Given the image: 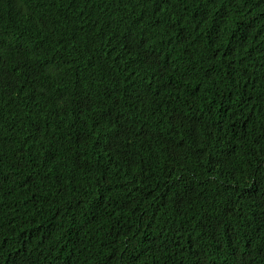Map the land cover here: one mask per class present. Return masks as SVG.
Listing matches in <instances>:
<instances>
[{
    "label": "trees",
    "instance_id": "16d2710c",
    "mask_svg": "<svg viewBox=\"0 0 264 264\" xmlns=\"http://www.w3.org/2000/svg\"><path fill=\"white\" fill-rule=\"evenodd\" d=\"M0 264H264V0H0Z\"/></svg>",
    "mask_w": 264,
    "mask_h": 264
}]
</instances>
